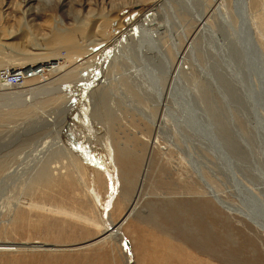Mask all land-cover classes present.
Returning a JSON list of instances; mask_svg holds the SVG:
<instances>
[{"label":"rangeland","instance_id":"1","mask_svg":"<svg viewBox=\"0 0 264 264\" xmlns=\"http://www.w3.org/2000/svg\"><path fill=\"white\" fill-rule=\"evenodd\" d=\"M68 5L44 6L50 15H37L0 0V69L16 60L23 69L56 59L64 66L59 78L46 73L43 81L0 87V104L7 94L28 99L46 83L64 91L19 110L0 108L19 113L0 119V242L53 247L0 252V264H264V229L248 216L256 205L264 215V98L242 30L245 19L264 74V0H84L71 13ZM81 7L92 8L90 21L77 17ZM155 12L158 28L146 17ZM113 17L118 26L106 20ZM43 21L54 27L38 39ZM90 29L101 45L82 37ZM76 33L79 49L64 53L59 37ZM21 41L26 53L19 56L10 46ZM156 43L168 71L157 55L143 53L141 46ZM144 60L151 66L146 80ZM161 91L169 93L167 109L158 102ZM132 206L116 229L129 241L131 263L120 236L106 232ZM246 207L249 214L236 211Z\"/></svg>","mask_w":264,"mask_h":264},{"label":"bare ground","instance_id":"2","mask_svg":"<svg viewBox=\"0 0 264 264\" xmlns=\"http://www.w3.org/2000/svg\"><path fill=\"white\" fill-rule=\"evenodd\" d=\"M34 0H27V3H25L24 5H23V8H26L25 10H24V12H31V10H32V2H33ZM182 1V0H181ZM243 1V0H242ZM163 2L164 1H159L158 2V4H159V9L161 10L162 9V7L164 6L163 5ZM163 5V6H162ZM235 8H236V13L238 14V10H237V5H236V3H235ZM135 7V6H134ZM160 10H158V11H160ZM35 11V10H34ZM242 12H244V11H242ZM236 14V15H237ZM158 15H159V12H155V13H152L151 15H147L146 17H149L151 20H152V23H153V25L155 24L154 23V21H156L158 18H156V17H158ZM227 16V15H226ZM240 17H241V15H240ZM200 19H201V17H200ZM106 20H108V22H110V23H112L114 20H116L115 19V17H113V18H111V19H106ZM106 20H105V22H106ZM119 20H120V18L119 19H117L116 21V25L118 26V23H119ZM244 20V22H243V25H244V27L242 28V30H243V34H244V38H245V44H247L246 46H248V41L249 42H251V40H250V36L249 35H251V33H250V29H249V27H248V25H247V22H246V20L245 19H243ZM197 21H198V19H197ZM207 21V20H206ZM201 22H203L202 20H201ZM240 24L242 25V21L240 20ZM99 25H101V24H99ZM155 26H156V28H158V25H156L155 24ZM204 30V29H203ZM202 32V31H201ZM200 32V33H201ZM246 32H249V34L248 33H246ZM79 33V32H78ZM78 33H76L75 35L73 34V35H64V36H62V37H59V39L61 40V41H63V44H64V47H63V52L64 53H67V52H69V51H74V50H76L78 47L76 46L77 44L76 43H74L75 42V38H76V36H77V34ZM81 33V32H80ZM79 33V34H80ZM83 34V33H82ZM156 34H157V29H156ZM241 34H242V31H241ZM130 33H129V36H128V39L129 38H131L130 37ZM233 35V34H232ZM246 35H247V37H246ZM23 36H25V35H23ZM22 36V37H23ZM229 36V35H228ZM234 36V35H233ZM82 37H85V39H86V41H88V42H90L89 44L90 45H94V46H98V45H101V37L99 38L98 36H96V34H95V32H93V30L92 29H90V32L88 33H85V34H83V36ZM227 38H229V37H227ZM115 39H117V38H115ZM149 40V39H148ZM228 40V39H227ZM229 40H231V37L229 38ZM232 41V40H231ZM78 42V41H77ZM81 42V41H80ZM87 42V43H88ZM228 43V42H227ZM232 43V42H231ZM235 43V42H234ZM241 43V42H240ZM252 43V42H251ZM236 44V43H235ZM12 46H14V47H12ZM12 46H10V48H13V49H15L16 51H17V53L16 54H18L19 56H22V55H24L25 53H26V51H25V47H24V44H23V42L21 41V43H17L16 45H12ZM176 45L174 44V47H175ZM226 46V45H225ZM239 46H240V44H239ZM243 46V45H242ZM34 47V46H33ZM142 47V49H144V51H143V53H152L153 54V56L154 55H157L155 58H156V60L155 61H159V62H164V66L166 67V69H167V71L169 70V68H171L168 64V56H167V53L164 51V49L163 48H160V46L156 43V44H153V45H143V46H141ZM32 48V47H31ZM30 48V49H31ZM222 48H224V47H222ZM79 49V48H78ZM176 49H177V46H176ZM226 49V48H225ZM85 51V50H84ZM87 51V50H86ZM89 51V50H88ZM222 51V50H221ZM227 51V50H226ZM232 51V50H231ZM234 51V50H233ZM52 52V56L51 57H56V54L58 53V51L57 50H53V51H50V53ZM90 52V51H89ZM218 52V51H217ZM235 52V51H234ZM47 53L48 52H46V55H47ZM240 53V52H239ZM233 54V53H232ZM32 55V54H31ZM37 54H36V52H35V54H33L31 57H28V58H33V57H35ZM39 55V54H38ZM254 55V57H255V54H253ZM41 56V55H40ZM178 56V62H179V55H177ZM229 56V55H228ZM36 57H38V56H36ZM152 57V56H151ZM217 57V56H216ZM229 58V57H228ZM239 58V60H241L242 61V57H238ZM247 58V57H246ZM20 59H22V58H20ZM20 59H18V60H20ZM24 59V58H23ZM27 59V58H26ZM59 59V58H58ZM0 60H2L1 58H0ZM60 60L61 59H59V60H57L56 59V61L55 60H49V61H46V62H43V63H40L37 67H32L31 65L29 66V65H27V67L26 68H19V67H21L22 65H26V63L25 62H21L20 64H19V62H16V61H13L14 63L13 64H11V65H9V66H12V67H9V68H7V69H5V68H2V69H0V87H12V88H17V87H20L21 85H23L24 83H25V81L26 80H29V79H32V78H35L36 76H37V78L38 79H42V81H43V79L45 78V75H46V73L48 74V75H55V76H57L58 78L59 77H61V75H63L64 76V72H63V65L62 64H60ZM145 60H146V58H145ZM145 60H144V62H142L144 65H145V67H143V69H144V72L146 73V74H142V75H140V76H142V78H144L145 80H146V78L148 77V75H149V70H150V67L151 66H149L148 64H150V63H146L145 62ZM237 61H238V59H236ZM244 60L245 61H247V59H245V57H244ZM248 60H249V63L250 64H252V66H253V68H254V66H256V76H257V72L258 71H261V69H262V66H261V63H255L253 60H252V58H251V54H249L248 55ZM147 61V60H146ZM154 61V60H153ZM240 61V62H241ZM252 61V62H251ZM4 62V61H3ZM148 62H149V60H148ZM242 62H244V61H242ZM2 63V61L0 62V64ZM103 63V62H102ZM102 63H101V65H102ZM229 63V62H228ZM233 63H234V61H233ZM27 64H33L32 62L30 63H27ZM100 65V68L102 67ZM143 65V66H144ZM4 66V65H3ZM19 66V67H18ZM67 66V65H66ZM179 67V66H178ZM248 68V67H247ZM9 69H11V70H9ZM102 69V68H101ZM142 69V68H141ZM179 69V68H178ZM13 70V71H12ZM171 70V69H170ZM136 72H138V71H136ZM143 72V73H144ZM172 72H175L174 70L172 71ZM152 73V72H151ZM176 73L177 72H175V75L174 74H172L171 73V75H169L170 77H171V80L173 79V80H176ZM138 74V73H137ZM148 74V75H147ZM29 75V76H28ZM147 75V76H146ZM152 75V74H151ZM237 75V74H236ZM137 76V75H136ZM17 77H19L20 79H19V82H15V84L14 85H11V84H8L6 81H7V79H9V78H13V79H16ZM146 77V78H145ZM150 78V77H149ZM131 79V78H130ZM148 79V78H147ZM143 80V79H142ZM145 80H144V82H145ZM133 81V80H132ZM135 81V80H134ZM148 81V80H147ZM141 82V81H140ZM139 83V82H138ZM146 83V82H145ZM137 84V83H136ZM260 85H261V83H260ZM59 86V85H58ZM143 86V85H142ZM23 87V86H22ZM145 88H146V85L144 86ZM263 89V87H262V85H261V90ZM172 91V90H171ZM171 91H170V93H171ZM24 92H26V93H30V92H32V94L31 95H28L29 97H28V99H25V100H23V94L21 93V94H19V93H15V94H7L6 96H5V98L4 99H6V103L5 104H0V108H3V109H17V110H19V109H21V108H23L24 106H25V104L26 103H28V104H31L32 102H33V100L36 98V97H38V100L39 99H46V98H49V97H52V96H54L55 94H57V93H62V92H64L63 90H61V88L60 87H53L52 85H50V84H48V83H46V84H42V85H39V86H36L35 88H31L28 92L27 91H24ZM263 93V98H264V89H263V91H262ZM18 94L20 95V96H18ZM65 94V93H64ZM122 94V93H121ZM143 94H145L144 92H143ZM17 95V96H16ZM146 95V94H145ZM257 95V94H256ZM256 95H255V98H256ZM22 96V97H21ZM124 96V95H123ZM168 96H169V93H167V95L165 96L163 93H162V91L161 92H157V97H159V99L161 100V101H159L158 100V102H160V104H161V107L162 108H165V109H167L168 107V105H166V104H164V102L165 103H167V101H168ZM2 97V96H1ZM156 97V96H155ZM162 98H163V101H162ZM7 99H11L12 100V103H9V101L7 100ZM127 99V98H126ZM128 100V99H127ZM26 101V102H25ZM254 101V100H253ZM259 101V100H258ZM163 102V103H162ZM124 103H126V102H124ZM130 103L133 105V107H134V110L135 111H144L143 109H141V108H139L138 106H136V104H134L132 101H128V103L127 104H129L130 105ZM258 103V102H257ZM26 107V106H25ZM131 107L132 106H130V109H131ZM256 107H258V105L256 106ZM19 108V109H18ZM129 109V110H130ZM164 109V110H165ZM2 110V109H1ZM17 110H15V111H17ZM15 111H12L13 113H8V112H0V119L2 118V117H4V116H7V117H9V116H14V115H17V114H19V113H16ZM24 111V110H23ZM133 111V110H132ZM166 112V111H165ZM255 113V112H254ZM258 113V115H259V112H257ZM256 113V114H257ZM14 114V115H13ZM141 114L143 115V113L141 112ZM9 115V116H8ZM144 116V115H143ZM257 119H259L258 118V116H257ZM147 121H149V120H147ZM150 122V125L152 126V127H154L157 131H159L160 129H161V124H158V123H153L152 121H149ZM148 123V122H147ZM262 125V124H261ZM264 127V126H263ZM258 129V128H257ZM259 130V129H258ZM88 133V135L89 136H91V134H90V131H87ZM260 133V132H259ZM256 135H257V133H256ZM263 136H264V133H263ZM156 138V137H155ZM244 141V140H243ZM58 143H60V142H58ZM153 143V142H152ZM91 147H93V148H95V149H97V146L94 144V143H92L91 142ZM261 149V148H260ZM96 151V153H98L97 154V157H98V155H100V153L97 151V150H95ZM95 151H93L92 152V154H94V152ZM262 154V153H261ZM104 161V160H103ZM104 163H105V161H104ZM108 166V162H107V165H106V167ZM232 176V175H231ZM230 177V176H229ZM80 182H81V180L83 179L81 176H80ZM257 180V179H256ZM29 181V180H28ZM30 182H32L33 183V185H31V186H34V184L35 185H38V182H39V180H37V178H34V177H32L31 178V180H30ZM14 183V182H13ZM18 183V182H17ZM16 184V183H15ZM14 184V185H15ZM40 184V183H39ZM4 185V184H3ZM6 185V184H5ZM19 185V184H18ZM18 185H17V187H18ZM8 186V185H7ZM30 186V185H29ZM11 188V187H10ZM205 190V189H204ZM242 190V189H241ZM246 190V189H245ZM208 193H210L209 191H210V189L209 190H206ZM247 191V190H246ZM245 191V192H246ZM212 192V191H211ZM252 193V192H251ZM212 194V193H211ZM210 194V195H211ZM263 194V193H262ZM248 195V194H247ZM251 196V195H250ZM253 197H254V195H253ZM213 198L214 199H216L217 198V196H216V194L214 195V193H213ZM255 198V197H254ZM251 199V198H250ZM256 199L257 198H255V200H253V199H251V201L250 200H248V201H250L251 203L252 202H255L256 201ZM247 201V202H248ZM263 201H264V199H263ZM220 202V201H219ZM258 202H259V199H258ZM257 202V203H258ZM222 203V204H221ZM220 204H221V208L223 209V210H226V211H230V207L228 206V205H225L223 202H221ZM256 203V202H255ZM253 204V203H252ZM261 204V203H260ZM248 206V205H247ZM242 207V206H241ZM253 207V206H252ZM258 207V208H257ZM254 209V208H253ZM236 210V209H235ZM248 208L246 207V209H245V211H243V209L241 210V209H239V210H236V211H238V213L240 212V214L242 213H244V214H249V213H247L248 211ZM250 210H251V208H250ZM260 209H259V205L257 206L256 205V207H255V209L253 210V212H252V210L251 211H249L250 212V214L248 215V216H250V217H252V219H251V221H252V223H254L255 225H257V227H263V229H264V221L261 223V221H259L260 222V225H259V223H257V222H255L256 220H262V219H264L263 217H264V215H263V217H262V214H263V209H261V211H262V214L260 213V211H259ZM133 211H134V207L132 206V209H130L129 211H128V213L123 217V219L121 220V222L117 225V227H115V230H113L112 232H111V230H110V232L108 231V232H106V237L107 238H110V239H117L119 236H120V238H118V240L120 239L122 242L124 241V240H126L127 242H128V244H129V241L127 240V239H125L122 235H121V233L119 232V231H117L116 229H119L124 223H125V221H126V218L127 217H129V216H131V214L133 213ZM232 211V210H231ZM255 219V220H254ZM108 220V219H107ZM122 224V225H121ZM109 225H111V224H109ZM121 225V226H120ZM109 228H110V226H108ZM105 236V235H104ZM106 237L105 238H102V240H104V239H106ZM119 240V241H120ZM101 242V241H100ZM21 249H25V250H50V251H52L53 250V247L52 246H48V245H45V244H37L36 243V245L35 244H33V245H30V244H27V243H19V244H17V243H9V242H0V252H7V251H9V252H12V251H18V250H21ZM125 252L127 253V255H128V262H130L131 261V263H132V257H131V254H130V248L128 247L127 249H125ZM131 259V260H130Z\"/></svg>","mask_w":264,"mask_h":264},{"label":"clouds","instance_id":"3","mask_svg":"<svg viewBox=\"0 0 264 264\" xmlns=\"http://www.w3.org/2000/svg\"><path fill=\"white\" fill-rule=\"evenodd\" d=\"M95 0H89V4L92 5L94 4ZM27 3V0H14V6L16 7L17 10H20L23 8V5ZM63 3V0H37V3L35 5H33L32 7L34 8L35 12L37 15H50V13H48L47 11L42 12V7L44 6H52V5H56L57 6V11L59 8V5ZM84 0H69V5L68 8L66 9L67 12L71 13L73 9L76 8L77 4H81L83 5ZM76 13H77V17L79 16H84L85 20H91L93 18V10L90 7L89 9V13H84L83 8H79L76 9ZM26 19V16L21 17L20 20H18V24H23L24 21ZM69 19L71 21L70 26L75 27L76 25V21L75 19H73L71 17V15L69 16ZM53 28L54 25L51 21H43L41 23H39V26L36 30L37 33V38L38 39H47L50 36L49 32L46 31H41V29L43 28ZM18 34V33H16ZM33 33L30 31L29 35L25 37V39L30 40L32 38Z\"/></svg>","mask_w":264,"mask_h":264},{"label":"water","instance_id":"4","mask_svg":"<svg viewBox=\"0 0 264 264\" xmlns=\"http://www.w3.org/2000/svg\"><path fill=\"white\" fill-rule=\"evenodd\" d=\"M248 46H249V48H250V50H251L250 54H251V58H252V60H253L256 64H257V63H261V59H260V56H259V54H258V52H257V48H256L255 44H253V43H251V42L248 41ZM253 54H255V57H254ZM247 63L249 64V62H247ZM259 74H260V75H259ZM257 75H258L257 78H259V81L261 82L262 87H263V89H264V74L262 73V69H261V71H258V72H257ZM84 95H85V94H83V96H84ZM86 131H87V130H86ZM88 131H89V130H88ZM97 154H98V153H96V151H95L92 157L97 158ZM109 202H110V201H106L105 203L102 204V213H103V215H104V213H105V210H106L107 205H109ZM123 244H124V247H126V249L129 247V244H128V242H127L126 240L123 241Z\"/></svg>","mask_w":264,"mask_h":264},{"label":"built area","instance_id":"5","mask_svg":"<svg viewBox=\"0 0 264 264\" xmlns=\"http://www.w3.org/2000/svg\"><path fill=\"white\" fill-rule=\"evenodd\" d=\"M29 76V75H28ZM19 77H17L16 79H13V78H9V79H7V83L8 84H11V85H14L15 84V82L17 81V82H19Z\"/></svg>","mask_w":264,"mask_h":264}]
</instances>
